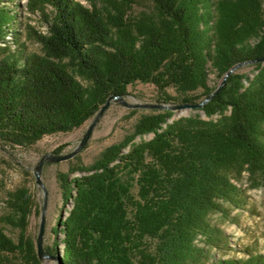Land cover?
Returning a JSON list of instances; mask_svg holds the SVG:
<instances>
[{
    "label": "trees",
    "instance_id": "1",
    "mask_svg": "<svg viewBox=\"0 0 264 264\" xmlns=\"http://www.w3.org/2000/svg\"><path fill=\"white\" fill-rule=\"evenodd\" d=\"M4 1L2 146L71 131L136 81L153 83L164 103L197 102L190 92L200 91L202 101L217 87L210 67L224 76L239 62L253 64L252 74L232 71L198 108L205 117L143 114L92 164L61 172L72 206L58 215L47 252L62 247V264H264V252L253 249L246 258H223L229 237L212 219L225 203L242 204L234 178L264 171V0H151L152 13L133 17L126 14L137 0H27L47 23V32H36L38 51L15 27L18 5ZM75 170L81 173L71 177ZM9 195L14 213L3 218L25 229L30 195ZM0 264L42 263L33 244L16 242L0 225Z\"/></svg>",
    "mask_w": 264,
    "mask_h": 264
},
{
    "label": "rangeland",
    "instance_id": "2",
    "mask_svg": "<svg viewBox=\"0 0 264 264\" xmlns=\"http://www.w3.org/2000/svg\"><path fill=\"white\" fill-rule=\"evenodd\" d=\"M81 1L89 5L88 0ZM4 2L9 5H18L19 17L15 22V27H18L22 32V40L27 49L30 51L40 50V44L36 41V32H47V23L43 14L39 10L29 11L26 8L27 0ZM154 10L155 5L151 0H137L128 9L126 17L141 16L145 13H152ZM7 37L14 46L13 36L8 35ZM252 68L251 62H243L235 70L252 74ZM223 77L210 67L209 83L211 86H218ZM168 92L173 96L178 95L177 90L173 87L169 88ZM189 94H197L200 97L195 98L197 102L202 99L200 91H193ZM170 101L165 104L171 106L181 102L173 99ZM160 103L164 102L153 83L136 81L129 84L128 94L122 99L113 98L110 100L109 105L94 125L89 138L81 147H79L81 140L97 114L71 131L45 134L26 146H2L0 144V225L3 226L7 234L16 242L21 241L23 246L28 243L33 244L38 252V234L44 214L45 228L42 239L44 255L39 258L42 264H61L62 247H59L58 253L56 251L50 254L47 252V249L54 244L52 228L56 224L58 215L62 213L66 216L72 206V201L68 203L64 201L59 174L70 172L77 165L92 164L108 146L120 142L132 133L143 114L170 109L173 111L172 118L194 113H201L205 117L203 111L198 109L199 107L153 106V104ZM151 136L152 134L137 135L134 140L140 141ZM59 147L62 148L56 153ZM77 149L78 151L68 159L44 158L38 171V181L37 167L45 155L68 154ZM80 173L75 170L70 173V176L73 177ZM233 180L239 187L242 204L234 206L225 203L224 212L212 214L213 221L223 228L229 237V247L222 252L223 258L226 259L246 258L248 250L251 249L264 252V171L245 169ZM18 189H24L30 195L29 207L31 211L27 216L25 229H22L20 225L8 223L3 218L14 213L8 202L9 194ZM59 236H62V233ZM220 254L217 253L215 257L220 258Z\"/></svg>",
    "mask_w": 264,
    "mask_h": 264
},
{
    "label": "water",
    "instance_id": "3",
    "mask_svg": "<svg viewBox=\"0 0 264 264\" xmlns=\"http://www.w3.org/2000/svg\"><path fill=\"white\" fill-rule=\"evenodd\" d=\"M261 60H264V56L259 58ZM243 62H250V61H243ZM243 62H239L237 64H235L232 68H230L224 75L221 83L216 87V89L211 93L209 94L206 98H204L202 101H199V102H180V103H177V104H172L171 106L170 105H167L165 103H160V104H153V106H159V107H173V108H182V107H195V108H198V107H201L206 101L209 100V98L216 92L218 91L222 86L223 84L225 83L226 79H227V76L232 72L234 71L241 63ZM123 96H116V95H111L108 97V99L106 100V102L102 105V107L100 108V110L98 111L97 115L95 116L94 120L90 123L84 137L82 138L81 140V144L79 147H81L85 142L86 140L89 138L91 132H92V129L94 127V125L96 124L97 120L99 119V117L102 115V113L104 112V110L106 109V107L109 105L110 103V100L113 99V98H119V99H122ZM79 149V148H78ZM77 150L71 152V153H68V154H47L45 155L39 162L38 164V167H37V177H38V181H39V176H38V171L40 170L41 168V165L44 161V158H51V159H54V160H64V159H68L69 157H71L74 153H76ZM45 207V206H44ZM44 214L42 216V221H41V225H40V231H39V234H38V255L40 258H42V256L44 255L43 253V250H42V239H43V234H44ZM61 260V259H60ZM62 264V263H61Z\"/></svg>",
    "mask_w": 264,
    "mask_h": 264
}]
</instances>
